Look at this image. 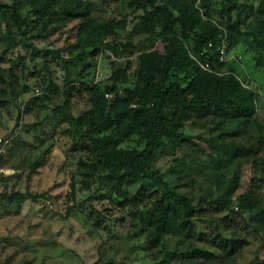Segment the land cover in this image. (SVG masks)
<instances>
[{
  "label": "trees",
  "instance_id": "16d2710c",
  "mask_svg": "<svg viewBox=\"0 0 264 264\" xmlns=\"http://www.w3.org/2000/svg\"><path fill=\"white\" fill-rule=\"evenodd\" d=\"M213 4L220 7L222 18L215 19L211 14ZM125 6L140 14L132 29L128 28L130 13L124 11ZM120 11L118 17L105 18L92 13L90 0H0V45L4 46L0 53V103L8 102L4 96L9 94V86L16 89L21 85L14 70L20 67L23 75L26 66L20 56L10 70L4 69L8 52L20 44L32 45L34 38L47 37L66 22L80 21L73 27L74 41L63 49H45L46 63L52 57L66 64H83L88 70L95 65L93 58L107 50L117 58L137 53L139 65L133 79L131 61L127 60L125 67L113 69L105 84L92 80L87 85L81 81L91 108L80 116L67 109L72 91L77 90L75 85L70 86L65 91L68 98L59 107V120L69 123L75 134V149L84 154L79 169L112 184V204L121 208L128 202L134 214L144 216L148 226L146 247L154 249L163 245L169 234L177 233L179 219L189 236L196 234L195 226L185 218L201 207L193 206L187 196L170 188L155 169L158 151L181 133L195 114L220 118L232 135L257 132L256 149L264 152V123L257 111V93L238 77L246 70L242 54L234 56L230 50V46L242 47L244 53H252L255 67L264 74V0H121ZM223 50L227 52L225 57ZM126 83L131 87L122 90L121 85ZM25 87L32 90L28 84ZM51 94L52 91L45 97L50 100ZM38 98L34 97L29 106H35ZM216 126L215 122L209 125L201 138L208 139L204 135L216 131ZM128 140L138 144L128 147L123 144ZM212 140L209 138V143ZM245 149L247 146L236 141L223 142L215 149V155L221 164L230 167L238 152ZM10 152L11 148L8 155ZM130 180L154 181L163 187V193L156 191L153 205L140 210L143 199L129 198L128 190L122 187ZM226 184L217 202L231 207L240 179L236 177ZM6 198L7 191L2 201ZM241 199L244 210L249 212L264 204L258 197L245 194ZM183 236L181 248L174 253L160 250L180 264H232L236 254L249 243L236 231L230 238L213 231L199 235L200 240L222 251L224 257H219L193 245L192 240L187 242Z\"/></svg>",
  "mask_w": 264,
  "mask_h": 264
},
{
  "label": "rangeland",
  "instance_id": "374dc122",
  "mask_svg": "<svg viewBox=\"0 0 264 264\" xmlns=\"http://www.w3.org/2000/svg\"><path fill=\"white\" fill-rule=\"evenodd\" d=\"M90 2L96 16L114 18L121 13V0ZM124 11L130 13L128 28H134L140 14L126 6ZM210 12L215 19L222 18L218 5L210 6ZM79 22H66L59 31L34 38L32 45L20 44L8 52L2 64L4 69L10 70L20 56L26 63L23 75L20 67L14 70L21 85L16 89L9 86V94L4 96L8 102L0 103V135L13 137L7 156L12 175L7 182V198L0 203V264H180L175 257L163 252L172 254L181 248L183 235L187 242L192 240L193 245L224 257L221 250L199 238L212 231L227 238L236 231L248 238V245L236 254L232 264H249L255 259L253 264H264V152L256 149L257 132L232 135L220 118L195 114L182 132L158 151L155 169L170 188L187 196L193 206L201 209L190 216L182 212L195 226V236H189L182 229L179 219L177 233L169 234L163 245L154 249L146 247L148 226L144 216L134 214L128 202L121 208L112 204V184L104 183L97 176H87L79 169V160L84 154L75 149V134L69 123L59 120V107L68 98L65 91L70 86L77 87L72 91L67 109L80 116L91 108L87 90L80 87L81 81L87 85L92 80L105 84L113 69L125 67L127 60L131 61L129 71L133 79L139 65L137 53L117 58L109 50L93 58L95 65L88 70L83 64H66L52 57L46 63L44 50L67 47L74 41L73 27ZM3 48L1 44L0 53ZM230 50L234 56H243L246 70L238 73V77L246 87L256 91L257 111L264 123L263 71L255 67L252 53H244L242 47L230 46ZM25 84L32 86V90L28 91ZM121 87L124 90L131 84ZM50 91L48 100L45 96ZM34 97L39 98L35 106L30 107ZM214 122L217 130L204 135L208 139L201 138ZM209 138L213 139L212 144ZM232 141L244 144L247 149L240 150L227 167L217 159L215 149L223 142ZM123 144L132 147L138 142L128 140ZM236 177L240 185L232 206L225 207L217 199L224 192L225 184ZM122 187L128 190L129 198L143 199L139 204L143 211L153 205L158 196L156 191L163 190L151 180H130ZM244 194L258 197L260 203L263 202L261 208L257 205L253 211H245L241 199ZM174 203L183 209L180 203Z\"/></svg>",
  "mask_w": 264,
  "mask_h": 264
},
{
  "label": "built area",
  "instance_id": "2783aa9c",
  "mask_svg": "<svg viewBox=\"0 0 264 264\" xmlns=\"http://www.w3.org/2000/svg\"><path fill=\"white\" fill-rule=\"evenodd\" d=\"M227 52L222 51V56L225 57ZM208 67V65H207ZM13 137L0 135V202L7 191V182L12 175V169L8 168L6 159L10 148L12 147ZM11 172V173H10Z\"/></svg>",
  "mask_w": 264,
  "mask_h": 264
},
{
  "label": "water",
  "instance_id": "95a60500",
  "mask_svg": "<svg viewBox=\"0 0 264 264\" xmlns=\"http://www.w3.org/2000/svg\"><path fill=\"white\" fill-rule=\"evenodd\" d=\"M10 136H11V134H10Z\"/></svg>",
  "mask_w": 264,
  "mask_h": 264
}]
</instances>
